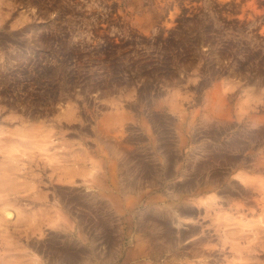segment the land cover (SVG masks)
Segmentation results:
<instances>
[{
    "label": "rangeland",
    "instance_id": "1",
    "mask_svg": "<svg viewBox=\"0 0 264 264\" xmlns=\"http://www.w3.org/2000/svg\"><path fill=\"white\" fill-rule=\"evenodd\" d=\"M4 158L2 259L264 264V0H0Z\"/></svg>",
    "mask_w": 264,
    "mask_h": 264
},
{
    "label": "bare ground",
    "instance_id": "2",
    "mask_svg": "<svg viewBox=\"0 0 264 264\" xmlns=\"http://www.w3.org/2000/svg\"><path fill=\"white\" fill-rule=\"evenodd\" d=\"M33 133V132H32ZM28 135H31V133L30 134H28ZM7 157V156H6ZM14 159H16L15 157H14ZM6 160H8V158L6 159V158H4L3 160H0V170H12V169H14V166L13 165H11V161H6ZM7 162V163H6ZM13 162V161H12ZM7 164H9V165H7ZM7 165V166H6ZM2 166H4V167H2ZM1 174H2V172H0ZM8 174H9V172H8ZM19 175V174H18ZM11 185H12V183H11V181H9V179H8V177H7V175H3L2 177H0V193L1 192H4V191H7V188H11ZM7 194V193H6ZM6 196V195H5ZM41 198V197H40ZM43 198H44V195H43ZM9 200V199H8ZM41 200V199H40ZM185 210V209H184ZM187 210V209H186ZM2 216L6 219V220H8V219H12V218H14L15 217V215H14V217H13V213L11 212V211H9L7 208L6 209H3V211H2ZM43 218H46V217H43ZM41 219V222H46L47 220H49V219ZM1 230V234L2 233H7L8 234V232L6 231V230H3V229H0ZM263 230H264V227H263ZM3 236V235H2ZM254 236V235H253ZM169 240H171V239H169ZM63 244V243H62ZM61 244V245H62ZM63 246V245H62ZM7 248H9V247H7ZM58 248H60V247H58ZM62 249V248H61ZM7 250V249H6ZM5 250V251H6ZM15 250V249H14ZM4 256V259H2V258H0V264H18V262H19V259L17 258V255L16 254H14V253H9L8 254V256L6 255V254H4L3 255ZM64 262V261H63ZM233 264V263H232Z\"/></svg>",
    "mask_w": 264,
    "mask_h": 264
}]
</instances>
